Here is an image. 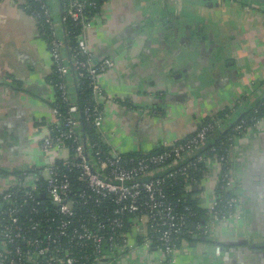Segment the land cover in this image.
I'll return each instance as SVG.
<instances>
[{
    "label": "crops",
    "instance_id": "obj_1",
    "mask_svg": "<svg viewBox=\"0 0 264 264\" xmlns=\"http://www.w3.org/2000/svg\"><path fill=\"white\" fill-rule=\"evenodd\" d=\"M48 1L64 37L61 0ZM25 6L0 0V195L12 179L6 170L52 160L37 144L56 119L54 62ZM86 34L98 60L115 61L100 77L96 127L110 150L151 153L224 112L233 125L264 99V0H105ZM69 85L76 93L71 78ZM233 155L234 217L214 227L212 240L198 237L193 223L194 239L181 241L172 264H264V112ZM219 176L212 162L187 185L200 209L212 204ZM133 241L114 264H168L142 246L144 237Z\"/></svg>",
    "mask_w": 264,
    "mask_h": 264
},
{
    "label": "built area",
    "instance_id": "obj_2",
    "mask_svg": "<svg viewBox=\"0 0 264 264\" xmlns=\"http://www.w3.org/2000/svg\"><path fill=\"white\" fill-rule=\"evenodd\" d=\"M38 1L41 10L33 15L51 30L48 45L60 79L58 86L69 106L67 116L55 110L50 135L37 144L53 155L51 162L14 174L0 195V264H114L134 247L135 237H144L142 245L158 249L164 262L172 264L181 237L195 234L189 228L195 210L189 204L179 207L181 198L172 197L171 179L182 175L184 182L194 183L197 179L189 175L190 169L204 171L209 163L219 164L216 197L206 209L209 220L198 224L199 233L211 234L216 225L236 213L234 143L259 118L241 119L232 125L227 116H216L186 139L151 153L122 154L86 142L81 115L99 127L103 117L98 103L100 77L115 66L111 57L98 60L88 44L86 31L96 15L88 10L97 1H61L63 27L68 18L81 26L71 56L49 1ZM85 76L90 79L95 106L79 110L77 101L70 99L69 81ZM217 132L227 133L225 153H219L215 144L209 152L203 151ZM30 180L33 186L28 185Z\"/></svg>",
    "mask_w": 264,
    "mask_h": 264
},
{
    "label": "trees",
    "instance_id": "obj_3",
    "mask_svg": "<svg viewBox=\"0 0 264 264\" xmlns=\"http://www.w3.org/2000/svg\"><path fill=\"white\" fill-rule=\"evenodd\" d=\"M96 1H97V6L94 8L93 7L89 8L88 13L95 14V13L99 12L102 3L105 0H96ZM25 7L31 14H34V13L39 12L41 10V2L38 0H26V6ZM38 25H39V30H40L41 36L43 38H45L47 40V42L49 43V41L52 38V33H51V30L49 29L48 25H46L43 22V20H40V19L38 21ZM64 31H65V38H66L67 46H68V54L71 56L75 52V48H77L78 39H79L80 32H81V26L73 18H68L64 23ZM59 80L60 79L58 77L57 72L55 70H53V73L50 76V81L54 85L56 93H57V100L53 105H54L55 110H57V112H59V113L61 112V113H63V115L67 116V110H68L69 103H68V101H66L62 97L61 90L58 86ZM71 80L75 83L76 93H72L71 88H70V99L72 101H77L78 109L82 110L85 107H91V108L94 107L95 102H94L93 97H92V89H91L90 84H89V81H90L89 77L85 76V77L79 79V81H77V82H76V79L72 78ZM256 109L258 110L257 113L255 111ZM263 112H264V99L259 101L253 109L249 110L248 115L245 116V119H247L249 121L250 118H252V117L260 118L262 116ZM219 116H221V117L225 116V112ZM81 119H82V129H83L85 141L90 142L91 144H101L103 146L104 143L101 140L100 135L98 134L97 128L93 124V122L85 120L82 115H81ZM211 119L212 118H208L204 122H207ZM210 140L206 143L208 145L204 146L203 151L209 152L208 148H210V145L215 144V145L219 146V153H221V154L225 153V149L229 143L228 138H227V133L217 132L214 135H211ZM209 142H211V143H209ZM161 149L162 148H159V149L155 150L154 152L159 151ZM203 172H204L203 169L201 170L199 168H192L189 170V175L191 177H195L198 180V178L201 176V174ZM171 183H172V192H174V195L172 197L175 200H177L178 197L181 198V201L179 203V207L184 206L185 204H189V205L193 206V208L195 210L194 216H192V218L190 219V223H189L190 230H194L193 223L202 224L204 221H208L209 215L207 214V210L206 209L205 210L200 209L197 206L195 200H193L191 198V195H189V192L186 189L188 182H184V177L182 175H177L171 179ZM225 197H226V194H224V198ZM195 233H197V232H195ZM198 235H199L198 237L201 236L200 234H198ZM184 238H188L190 240H193L194 235L191 236L188 234H184L181 237V239L183 240Z\"/></svg>",
    "mask_w": 264,
    "mask_h": 264
},
{
    "label": "rangeland",
    "instance_id": "obj_4",
    "mask_svg": "<svg viewBox=\"0 0 264 264\" xmlns=\"http://www.w3.org/2000/svg\"><path fill=\"white\" fill-rule=\"evenodd\" d=\"M53 158V155H51V159ZM35 164H37V162H35ZM4 173H8V174H10L11 176H13V172H11V170H6ZM28 185H34L33 184V182L30 180V181H28ZM2 194V193H1ZM232 220V219H231ZM201 236H203L202 238H204V239H206V240H212L214 237H213V231H212V233L210 234H203V233H199ZM142 246H144V245H142ZM145 247V246H144ZM204 264H210V262H206V263H204Z\"/></svg>",
    "mask_w": 264,
    "mask_h": 264
},
{
    "label": "water",
    "instance_id": "obj_5",
    "mask_svg": "<svg viewBox=\"0 0 264 264\" xmlns=\"http://www.w3.org/2000/svg\"><path fill=\"white\" fill-rule=\"evenodd\" d=\"M42 196L44 197L45 195L43 194Z\"/></svg>",
    "mask_w": 264,
    "mask_h": 264
}]
</instances>
